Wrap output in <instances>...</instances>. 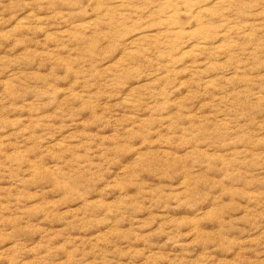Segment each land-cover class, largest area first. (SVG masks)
<instances>
[{
    "label": "rangeland",
    "instance_id": "rangeland-1",
    "mask_svg": "<svg viewBox=\"0 0 264 264\" xmlns=\"http://www.w3.org/2000/svg\"><path fill=\"white\" fill-rule=\"evenodd\" d=\"M0 264H264V0H0Z\"/></svg>",
    "mask_w": 264,
    "mask_h": 264
}]
</instances>
